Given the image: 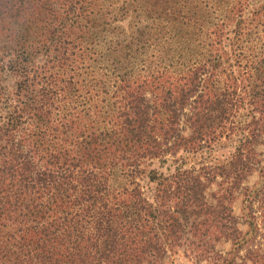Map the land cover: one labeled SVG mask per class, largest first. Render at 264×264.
<instances>
[{"label": "trees", "instance_id": "trees-1", "mask_svg": "<svg viewBox=\"0 0 264 264\" xmlns=\"http://www.w3.org/2000/svg\"><path fill=\"white\" fill-rule=\"evenodd\" d=\"M116 1L0 0V264H264V49L249 65L241 30L180 25L198 8Z\"/></svg>", "mask_w": 264, "mask_h": 264}, {"label": "rangeland", "instance_id": "rangeland-1", "mask_svg": "<svg viewBox=\"0 0 264 264\" xmlns=\"http://www.w3.org/2000/svg\"><path fill=\"white\" fill-rule=\"evenodd\" d=\"M164 3L168 1L167 5L170 7H184V8H198V14L200 16H193L191 20L188 18L184 19H179L181 21L180 25H183V21L187 22L190 21L192 23H202L204 26L207 28H210V34L215 32L216 28H224V33H228L226 37H231L233 38L236 33L243 32L245 38L243 47L242 49H237L236 51L239 54L241 50H244V54L247 57H244L246 61L253 60L259 58L262 50L264 49V17L261 18L263 22H261L260 18L254 19L253 14L257 9L264 4V0H162ZM115 2H117L115 0ZM140 2V1H139ZM122 2L118 3L121 4ZM150 5V4H149ZM148 4L146 5L147 7L149 6ZM241 8V9H240ZM241 10V13L239 11ZM241 14V17L240 15ZM146 17L145 15H142V19ZM172 18L176 17H171L170 20L168 18L164 17L162 19V24L161 26L164 28V32L166 33V38H171V35L173 36L172 39L169 41V46L171 44V55L174 58L175 61H178L179 59V54L183 55V59L189 60L191 57V52H197V42L193 43H188L186 39L187 38H182L179 35L177 36L175 33H170L169 29L165 27V24H169V22L172 20ZM150 22H153L150 19H147ZM158 21V20H157ZM239 22V24H237ZM145 22V21H144ZM156 24L158 22L155 21ZM240 27L238 28V26ZM241 28V29H240ZM241 30V31H240ZM182 35V33L180 32ZM201 32H198L195 36L194 39L202 38L201 40H205L207 38L208 34L203 33L201 37L199 35ZM1 37L4 38V34L0 32ZM228 40V39H227ZM235 41V39L233 40ZM232 43V42H231ZM192 49V50H191ZM158 50L157 48H152L151 53H156ZM183 52V53H181ZM1 53V52H0ZM0 56H4L3 53L0 54ZM9 57H5L4 61H7ZM170 59V58H169ZM170 61H168L169 63ZM241 69L246 68L243 66V64H246L247 62L241 61ZM240 66V65H239ZM14 83V79L12 76H3V82L2 87L6 88V91L11 90L12 86ZM4 106L1 107L0 109V120L4 116V111L2 110ZM246 114V111H244ZM218 147V152H215V155H218L220 157L223 156H228L231 149L229 148H219ZM232 150H234L232 148ZM206 160H208L207 154H205ZM192 162V160H190ZM179 163L176 162L172 157L168 156L167 159L165 160H154L149 164V170H156L159 175H165L168 176L171 173L174 172L175 168L177 167ZM144 179L142 180V184L145 188L146 193L148 194L149 197L153 195V191L155 188L156 183H150L148 177H143ZM258 179V174L253 175L249 183L253 184L256 180ZM235 210L239 214L240 212V206L235 205ZM229 248V245H223L220 247L222 250H226ZM172 264H196L188 261L187 259L183 257H179L175 260V262H172Z\"/></svg>", "mask_w": 264, "mask_h": 264}]
</instances>
